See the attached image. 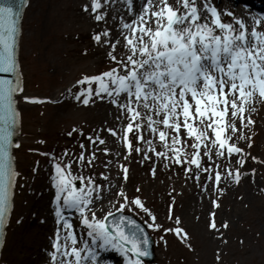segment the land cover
<instances>
[{
  "label": "snow or ice",
  "instance_id": "obj_1",
  "mask_svg": "<svg viewBox=\"0 0 264 264\" xmlns=\"http://www.w3.org/2000/svg\"><path fill=\"white\" fill-rule=\"evenodd\" d=\"M125 2L128 13L134 18L130 23L120 20L118 30L124 40V51L119 59L113 54L120 44L117 39L111 43V50L107 53L108 59L117 67L99 75L84 76L77 83L87 87H82L75 99L80 101L83 97L85 106L93 97L109 99L120 112V117L128 122L122 137L112 129L108 131L118 141L122 140L128 155L133 150L138 154L143 151V160H148V153L152 152L163 159L165 168L170 161L184 167L187 175L193 173L194 166L197 181L203 171L209 174V180L214 178L219 185L221 172L202 165L201 149L203 157L209 161L213 152L217 157H225V150L227 157L245 155L235 143H229L232 137L225 133L227 129L236 133L235 119L238 115L241 128L245 127L246 104H251L256 96L264 100V30H260L264 28V14L252 13L246 8L251 21L249 29L244 19L231 10H218L212 0H203L202 6L199 0H174V3L170 0L139 3L137 0L138 14L134 11L133 0ZM28 3L29 0H0V74L14 77H0V247L3 246L13 189L19 175L14 169L12 156V149L20 147L18 142L14 143L20 124L15 97L23 92L16 49L21 32V12ZM102 6L101 0H91V12L98 22L105 20L106 14L98 11ZM84 10L88 11V8ZM109 36V30L105 28L92 38L99 44L104 37L103 43L108 45ZM23 99L28 103L45 102L29 97ZM229 109L230 123L225 120ZM252 123L249 118L247 125ZM181 130L191 140L190 144L181 140ZM144 132L158 139L160 151H156L153 139L144 138ZM129 133L133 134L137 144L143 140V149L133 148ZM68 135L71 136L72 132ZM239 139H244L243 134ZM88 140L94 145L97 141L100 145L105 144L98 135L95 139L89 136ZM79 147L82 150L79 156L68 163H64V158L70 155L67 150L60 159L53 157L54 174L51 179L55 189L58 227L52 250L48 253L49 264H111L110 261H101V252L118 253L123 264H145L144 258L152 256L149 234L131 215H125L124 210L127 208L129 213H133L134 206L148 218L144 224L153 231L161 227L156 224V216L139 197L129 201L121 189L116 195L123 202L115 211L109 210L98 219L91 205L94 193L95 198L100 199L101 185L95 183L94 177L83 175L86 166L84 145ZM188 148L190 152L186 150ZM104 154L108 155L107 149H104ZM95 158L93 152L87 166L90 167ZM73 163L77 165L76 173L72 171ZM236 163L243 165V158ZM120 168L127 180V167L120 165ZM152 174L155 175L154 167ZM227 178L239 181L240 174L233 176L229 171ZM107 179L101 175V180ZM213 205L216 206L215 201ZM66 213L78 214L79 223L90 239H84L83 235L78 238L73 218ZM175 223L179 225V218ZM222 227H227V224ZM210 228L217 229L214 221ZM164 231H173L182 240L187 239L180 227Z\"/></svg>",
  "mask_w": 264,
  "mask_h": 264
},
{
  "label": "rangeland",
  "instance_id": "obj_2",
  "mask_svg": "<svg viewBox=\"0 0 264 264\" xmlns=\"http://www.w3.org/2000/svg\"><path fill=\"white\" fill-rule=\"evenodd\" d=\"M170 2L174 3V0ZM199 2L202 6L203 0ZM212 2L218 10L223 12L225 8L241 17L232 1ZM101 3L103 6L98 11L106 15L105 20L99 22L91 12V0H32L26 10L21 39V56L26 59L22 66L26 86L19 97L22 145L16 150L19 175L0 264H49V257L43 263L39 259L46 250H52V238L55 237V231L47 228V223H52L55 217L52 208L55 189L51 179L55 163L53 157L60 159L67 150L70 155L64 158V163H68L79 156L82 151L80 144L84 145L85 154L83 175L94 177L95 183L101 185L100 199L95 198V193L93 196L94 204L100 205L97 218L119 207L123 199L116 193L121 189L129 201L139 197L156 216V224L161 226L157 231L152 230L155 253L161 264H200L202 259L207 264H264V104L261 109L249 113L247 120L250 118L253 123L247 125V131L237 130L233 134L230 129L226 130L231 140L243 134L245 148L249 151L248 163L244 168L252 171L253 187L255 190L260 188L258 193L254 190L249 192L243 185L233 192L228 180L236 187L238 184L227 178L228 171L221 172L224 157H217L214 152L209 161L203 157L201 149V163L206 168L221 172L219 185L214 178L209 180V174L203 171L199 173L200 179L197 181L194 166L193 173L187 175L184 167L170 161L165 168L163 159L152 152L148 153V160H143V151L138 154L133 150L128 155L122 140L118 141L108 131L112 129L122 137L123 128L128 122L120 117V112L109 99L93 97L87 106L82 103L83 97L80 101L75 99L80 89L87 87L77 83L84 76L99 75L117 67L107 57L111 43L120 40L113 53L118 59L124 51V40L118 29L121 19L131 22L127 4L125 0H101ZM86 7L88 11L84 10ZM248 25L250 29L251 23ZM105 28L109 30L110 43L105 45L102 37L97 44L92 37ZM60 95L62 99L57 101ZM36 96L47 100L34 106L23 99ZM238 121L241 123L240 119ZM73 129L76 131L73 132ZM69 132H72L71 136ZM97 135L105 144L100 145L97 141L94 145L88 140L89 136L95 139ZM143 135L146 139H153L147 132ZM129 140L133 148H144L143 140L137 144L132 133H129ZM181 140L191 143L183 130ZM153 143L156 151H160L158 139H153ZM104 149L108 150L107 156ZM186 150L191 151L190 148ZM93 152L96 158L89 167L87 160ZM125 156L128 158L125 159ZM120 165L128 169L127 180ZM153 167L155 175L152 174ZM72 171L77 172L75 163L72 164ZM102 174L108 177L106 181L101 180ZM212 175L214 177V172ZM245 189L252 197L249 194L245 197ZM213 201L216 202L215 208L210 205ZM235 204L239 205L240 210L234 207ZM133 213H137L135 215L143 221L148 219L134 206ZM43 218L46 224L40 223ZM176 218L180 220L179 225L175 223ZM213 221L218 229L226 230L221 238L215 236L216 231H211ZM225 223L227 227H222ZM193 224L198 227H193ZM73 225L80 226L76 220ZM175 227H180L186 233V240L177 237L173 231H164Z\"/></svg>",
  "mask_w": 264,
  "mask_h": 264
},
{
  "label": "bare ground",
  "instance_id": "obj_3",
  "mask_svg": "<svg viewBox=\"0 0 264 264\" xmlns=\"http://www.w3.org/2000/svg\"><path fill=\"white\" fill-rule=\"evenodd\" d=\"M143 2H144V0H139V3H143ZM257 10H260L261 12H264V10H262V9H258V8H257ZM134 11L138 14L137 0H136L135 3H134ZM132 17L134 18L133 15H131V18H132ZM259 99H260L259 96H256L255 99L253 100V102H252L251 104H246V105L255 106V105L257 104V102L259 101ZM232 157H234V156L232 155ZM246 188L248 189L249 192H251L248 186H246ZM245 192H247L246 189H245ZM247 194H249V193H248V192L245 193V197H246ZM249 196L252 197L251 194H249ZM210 205H211V202H210ZM234 207H235L236 209H239V210H240L239 205L235 204ZM193 227H198V226H195V225L193 224ZM47 228L49 229V228H50V225H48ZM201 228H202V224H201ZM201 228H196V229H197V230H200ZM35 233H36V232H35ZM212 241H213V240H212ZM46 258H47V257H45V256H44L43 258H41V262H40V263H43V261H45ZM100 258H101V261H110L111 264H114V261H113V260L106 259V258L104 259V256H103V255H100ZM102 258H103V259H102ZM200 264H207V261L204 260V259H202V261H201Z\"/></svg>",
  "mask_w": 264,
  "mask_h": 264
},
{
  "label": "water",
  "instance_id": "obj_4",
  "mask_svg": "<svg viewBox=\"0 0 264 264\" xmlns=\"http://www.w3.org/2000/svg\"><path fill=\"white\" fill-rule=\"evenodd\" d=\"M25 8V7H24ZM23 11L24 9L22 10L21 12V18H22V15H23ZM20 35V34H19ZM18 39H19V36H18ZM16 52H17V57H18V40H17V49H16ZM0 77H3V78H8V79H14L13 76H11L10 74H0ZM17 142V139L16 137L14 138V143ZM12 156H13V153H12ZM13 166H14V159H13ZM15 169V168H14ZM11 207H12V199H11ZM11 211V210H10ZM10 214V212H9ZM9 217V216H8ZM8 221V220H7ZM4 237H5V234H4ZM3 243H4V239H3ZM3 247V246H2ZM2 247H0V253H1V250H2Z\"/></svg>",
  "mask_w": 264,
  "mask_h": 264
}]
</instances>
